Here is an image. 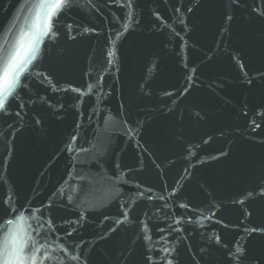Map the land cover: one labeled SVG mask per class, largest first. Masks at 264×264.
Instances as JSON below:
<instances>
[{
    "label": "water",
    "instance_id": "water-1",
    "mask_svg": "<svg viewBox=\"0 0 264 264\" xmlns=\"http://www.w3.org/2000/svg\"><path fill=\"white\" fill-rule=\"evenodd\" d=\"M41 2L0 0V76L36 56L0 112V246L264 264V0H71L48 36Z\"/></svg>",
    "mask_w": 264,
    "mask_h": 264
},
{
    "label": "snow or ice",
    "instance_id": "snow-or-ice-1",
    "mask_svg": "<svg viewBox=\"0 0 264 264\" xmlns=\"http://www.w3.org/2000/svg\"><path fill=\"white\" fill-rule=\"evenodd\" d=\"M120 2V0H117ZM71 0H42L39 8L44 11V28L42 35L48 36L52 32L53 28V17L58 15L60 11L68 7ZM132 0H127V6H131ZM34 51H38L35 49ZM19 52L13 54L5 67V70L0 76V112L6 111V102L9 97L13 96L16 89L20 86L21 76L28 70V66L31 64L32 60H35L36 56L33 54L29 59L24 61L18 60ZM73 91H78L73 89ZM9 225L13 224V221L9 219L7 221ZM50 223V222H49ZM42 228L43 225H40ZM251 232H259L264 234V227H253ZM71 235V233H69ZM217 242L219 243V238L217 237ZM25 245L24 247L16 246L13 238V242L9 244L7 241L4 245L0 246V264H36L37 254L41 251L40 247H34L31 256L25 255ZM167 253L168 250L165 249ZM245 256V249L243 246H237L232 254V258L240 264ZM43 264V260H41ZM167 264H172L169 260Z\"/></svg>",
    "mask_w": 264,
    "mask_h": 264
}]
</instances>
